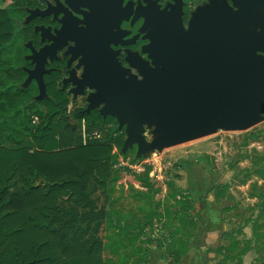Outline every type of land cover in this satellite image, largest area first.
I'll list each match as a JSON object with an SVG mask.
<instances>
[{
  "label": "trees",
  "instance_id": "1",
  "mask_svg": "<svg viewBox=\"0 0 264 264\" xmlns=\"http://www.w3.org/2000/svg\"><path fill=\"white\" fill-rule=\"evenodd\" d=\"M25 42L12 12L0 11V264H107L101 232L110 213L94 196L110 188L114 148L126 135L111 127L105 141H85L69 123L71 101L51 83L54 76L46 78L48 98L35 101L37 87L25 86ZM74 118L88 135L117 123L99 110H77ZM148 176L139 180L149 185ZM118 229L128 235L121 222ZM191 249H181L173 264Z\"/></svg>",
  "mask_w": 264,
  "mask_h": 264
},
{
  "label": "rangeland",
  "instance_id": "2",
  "mask_svg": "<svg viewBox=\"0 0 264 264\" xmlns=\"http://www.w3.org/2000/svg\"><path fill=\"white\" fill-rule=\"evenodd\" d=\"M84 106L71 101L67 118L85 141L94 134L105 141L111 127L119 128L88 135L74 118ZM146 137L152 141L150 131ZM114 154L110 188L94 196L110 213L101 232L107 264H173L185 246L192 249L181 264H264V119L246 131H219L142 157L137 146H115ZM147 172L149 185L139 180Z\"/></svg>",
  "mask_w": 264,
  "mask_h": 264
},
{
  "label": "water",
  "instance_id": "3",
  "mask_svg": "<svg viewBox=\"0 0 264 264\" xmlns=\"http://www.w3.org/2000/svg\"><path fill=\"white\" fill-rule=\"evenodd\" d=\"M233 1L236 12L215 1L195 15L189 31L178 20L168 28L169 34L150 35L152 43L144 54L153 66L130 56V67L123 68L115 53L108 47L100 51V46L95 64L88 50H75L84 73L81 80L73 79L74 84L93 92L85 113L99 110L104 118L113 117L126 132L125 149L137 146L138 157L261 123L264 0ZM47 54V49L33 51L37 66L25 84L38 82V101L47 97Z\"/></svg>",
  "mask_w": 264,
  "mask_h": 264
},
{
  "label": "flooded vegetation",
  "instance_id": "4",
  "mask_svg": "<svg viewBox=\"0 0 264 264\" xmlns=\"http://www.w3.org/2000/svg\"><path fill=\"white\" fill-rule=\"evenodd\" d=\"M215 1L227 5L232 12L238 10L233 0H0V11L12 12L26 38V80L37 66L31 59L33 51L47 49L46 88V78L54 76L51 83L57 90L70 101L84 103L85 112L93 92L74 84L73 79L81 80L84 73V66L78 67L81 56L77 59L75 50H88L95 64L101 56L97 52L100 46V51L108 47L115 53L123 68L130 67V56L153 66L144 54L152 43L149 36L169 34L168 28L178 20L189 31L195 15ZM132 74L139 76L134 69ZM32 85L38 89L35 100L41 93L36 80L29 86Z\"/></svg>",
  "mask_w": 264,
  "mask_h": 264
},
{
  "label": "built area",
  "instance_id": "5",
  "mask_svg": "<svg viewBox=\"0 0 264 264\" xmlns=\"http://www.w3.org/2000/svg\"><path fill=\"white\" fill-rule=\"evenodd\" d=\"M99 138H100V136L98 134H94L92 137V139H99Z\"/></svg>",
  "mask_w": 264,
  "mask_h": 264
}]
</instances>
